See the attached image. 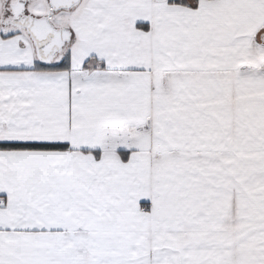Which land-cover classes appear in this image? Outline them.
<instances>
[{
    "label": "snow or ice",
    "instance_id": "snow-or-ice-1",
    "mask_svg": "<svg viewBox=\"0 0 264 264\" xmlns=\"http://www.w3.org/2000/svg\"><path fill=\"white\" fill-rule=\"evenodd\" d=\"M0 264H264V0H0Z\"/></svg>",
    "mask_w": 264,
    "mask_h": 264
}]
</instances>
